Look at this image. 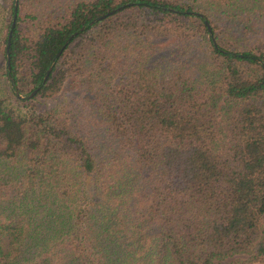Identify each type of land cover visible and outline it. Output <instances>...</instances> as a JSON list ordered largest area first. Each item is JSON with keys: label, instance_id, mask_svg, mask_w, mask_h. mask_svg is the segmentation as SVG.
Instances as JSON below:
<instances>
[{"label": "trees", "instance_id": "trees-1", "mask_svg": "<svg viewBox=\"0 0 264 264\" xmlns=\"http://www.w3.org/2000/svg\"><path fill=\"white\" fill-rule=\"evenodd\" d=\"M12 13L0 264H264V0H17L7 72Z\"/></svg>", "mask_w": 264, "mask_h": 264}, {"label": "water", "instance_id": "water-1", "mask_svg": "<svg viewBox=\"0 0 264 264\" xmlns=\"http://www.w3.org/2000/svg\"><path fill=\"white\" fill-rule=\"evenodd\" d=\"M16 6H17V0H13V13H12V16H11V21H10V25H9V29H8V33H7V40H6V44H5V50H6V70H7V72H9V57H8V54H7V52H8V49H7V48H8V43H9V36H10V34H11V28H12V26H13V24H14V20H15V10H16ZM110 11H111V10H109V11H107V12H105V13H102V14L98 15L96 18H93V19L90 20L88 23L92 22L93 20H95V19H97V18L103 17L105 14L109 13ZM201 16H202V18H203L204 23L206 24L207 30L209 31V30H210V29H209V24H208V21H207L206 17H205L203 14H201ZM84 26H85V24L82 25V26H80L78 29H82ZM76 31H77V30L72 31V32L68 35V37L66 38V40H67L69 37H71L73 34H75ZM209 32H210V31H209ZM66 40H65V41H66ZM212 41L214 42V38H213V37H212ZM62 46H63V45L60 46V48L56 51L55 55L52 57L50 63L48 64V66H47V68H46V70H45V72H44V74H43L42 80H44V79L46 78L47 73H48V71H49V69H50V67H51V65H52V63H53V60H54L55 56H56V55L59 53V51L61 50ZM228 52H229V53H232V54L237 53V52H235V51H229V50H228ZM9 78H10V80L12 81L13 78H12L11 75L9 76ZM38 87H39V86H35V87H33V88H32L29 92H27V93L20 92V91L17 90L16 87H14V92H15L16 95H19V96H30V95H32V94L37 90Z\"/></svg>", "mask_w": 264, "mask_h": 264}, {"label": "rangeland", "instance_id": "rangeland-1", "mask_svg": "<svg viewBox=\"0 0 264 264\" xmlns=\"http://www.w3.org/2000/svg\"><path fill=\"white\" fill-rule=\"evenodd\" d=\"M8 0H0V2H2L3 4H6Z\"/></svg>", "mask_w": 264, "mask_h": 264}]
</instances>
